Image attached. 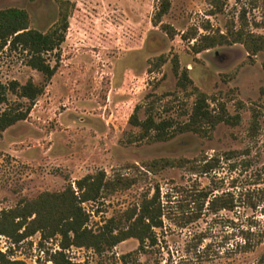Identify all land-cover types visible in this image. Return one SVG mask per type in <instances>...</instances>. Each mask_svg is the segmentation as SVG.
Listing matches in <instances>:
<instances>
[{
	"label": "rangeland",
	"instance_id": "374dc122",
	"mask_svg": "<svg viewBox=\"0 0 264 264\" xmlns=\"http://www.w3.org/2000/svg\"><path fill=\"white\" fill-rule=\"evenodd\" d=\"M160 6L161 0H0V9H25L29 26L42 32L64 15L68 21L64 41L46 53L57 67L49 79L20 50L0 52V81L32 78L44 87L26 119L0 131V210L70 183L77 190L76 179L104 170L132 183L81 203L93 229L160 192L157 243L126 264H264V50L250 54L240 42L192 48L203 34L264 35V4L170 0L161 23L172 36L154 22ZM183 71L191 80L185 87L178 83ZM198 92L212 110L224 105L239 113V122H220L209 135L185 131L159 140L140 137L141 127L129 120L135 113L184 122ZM14 102L29 104L10 93L8 104ZM215 195L233 206L210 210ZM138 245L128 238L102 254L76 246L66 253L76 262L122 264L120 256ZM57 249L58 236L41 242L37 232L13 243L0 234V250L28 264H54L49 253Z\"/></svg>",
	"mask_w": 264,
	"mask_h": 264
},
{
	"label": "trees",
	"instance_id": "16d2710c",
	"mask_svg": "<svg viewBox=\"0 0 264 264\" xmlns=\"http://www.w3.org/2000/svg\"><path fill=\"white\" fill-rule=\"evenodd\" d=\"M264 4V0H262ZM170 7V0H161V6L155 14V24L168 30V24L161 23V17ZM29 15L25 9L7 7L0 9V52L3 49L9 51L20 50L25 55V63L33 69L44 74L49 79L57 70L56 65H51L46 53L57 49L65 39V31L68 27L67 16L64 15L61 23L53 29L42 32L29 26ZM170 35H174V29L169 28ZM196 34H183V38H195ZM240 42L250 54H256L264 50V35L238 29L229 33H220L217 36L203 34L196 38L192 48L195 52L215 46ZM164 61V59H162ZM178 83L185 87L191 83L185 71L181 74ZM43 85L36 84L32 78L25 83L17 79L7 82L0 81V105L7 107L0 111V131L5 130L19 120L26 119L32 104L43 92ZM18 98H26L29 104L23 107L21 102H9V94ZM133 125L141 127L140 137L152 135L159 140L169 139L178 132L192 131L201 135H209V132L220 122L237 124L240 114H230L224 105L215 111L210 108L206 94L198 92L188 120L176 122L172 118L156 120L152 114L140 120L133 113L130 118ZM132 183L131 178L117 176L108 178L104 170L88 173L75 180L74 189L68 184L60 191H43L34 199H21L10 208L0 210V234L11 238L13 243L40 233V240H49L59 237V247L49 253V260L54 264H88L76 262L66 253L70 246L91 248L97 254H102L113 248L118 243L136 238L138 248L120 256L122 264L127 263V258L135 252L146 249L157 243L155 228L163 224V206L160 192L157 188L152 196H144L137 206L127 208L118 215L106 218L96 229L89 226V213L82 206L84 201H94L104 193L112 192L117 188H126ZM207 192L204 198H207ZM233 203L227 201L221 195H215L208 201V208L216 211L220 208H231ZM0 264H28L24 260L10 258L0 250Z\"/></svg>",
	"mask_w": 264,
	"mask_h": 264
}]
</instances>
